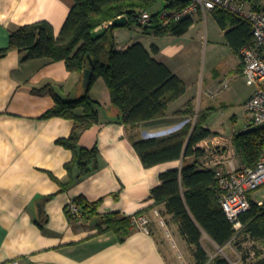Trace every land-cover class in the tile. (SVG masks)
<instances>
[{"label": "crops", "instance_id": "obj_1", "mask_svg": "<svg viewBox=\"0 0 264 264\" xmlns=\"http://www.w3.org/2000/svg\"><path fill=\"white\" fill-rule=\"evenodd\" d=\"M72 3L0 0V48L8 44L10 31L38 21L49 22L57 36ZM162 9L164 2L159 0L147 10L156 13ZM110 23L96 26L92 35H100ZM129 30L130 26L124 24L113 30L116 49L140 42L155 60L183 81L185 92L170 102L162 115L130 127L119 121V109L111 103L104 79L97 78L88 94L97 103L99 120L82 130L78 141L80 147L97 148V166L79 178V168L74 166L73 181L66 189H61L60 182L69 179L65 164L71 160L72 151L58 140L71 134L74 122L62 116L43 117L55 101L49 92L34 90L50 84L63 100L78 98L84 92L82 72L69 71L63 60L24 59L26 52L17 49L0 58V264H195L194 247L183 238L172 215L150 197L151 190L160 184V173L180 168L183 159L145 167L133 141L146 139L145 133L157 131L162 133L156 137L166 136L182 129L188 123L184 121L193 115L197 119L200 109L212 107L210 98L214 96L208 95V89L222 74L215 64L203 65L204 73L198 77L201 62L206 63L208 56L211 61L213 55L219 54L224 64L229 63L224 73L234 77L235 72L241 74L240 56L233 51L226 30L219 26L213 11L192 17L187 31L178 36L157 34L151 27L144 28L142 35ZM152 45L158 48L157 53L152 52ZM252 91L253 88L244 104ZM201 103H205L203 107ZM75 113L81 114L82 109H75ZM208 119L203 126L213 134L197 146L205 151L216 142L222 144L224 161L219 167L223 170L244 165L233 144V135L247 127L223 138L208 126ZM204 157L205 153L184 160H197L198 167L205 168L201 164ZM260 188L251 192L249 198L262 205L264 196L255 195ZM76 197L98 202L95 210L69 217L67 203ZM140 213L150 220L149 232L133 226L122 241L112 230L98 232L99 227L106 226V216ZM204 236L218 248L236 239L238 247H232L236 264H264L261 239L241 234L219 247L203 234L201 244L210 261L216 255L207 250Z\"/></svg>", "mask_w": 264, "mask_h": 264}, {"label": "trees", "instance_id": "obj_2", "mask_svg": "<svg viewBox=\"0 0 264 264\" xmlns=\"http://www.w3.org/2000/svg\"><path fill=\"white\" fill-rule=\"evenodd\" d=\"M72 6L57 36L51 24L38 21L20 25L10 31L8 44L0 48V58L9 50L25 51L24 59L48 58L63 60L71 72H82L86 67L93 70L90 84L83 94L75 99L63 100L52 89L44 85L35 92L47 91L52 94L55 104L43 117L62 116L74 122L71 134L58 140L72 151V158L65 164L69 179L61 183L66 189L73 181L72 170L79 168V176L96 168L98 150L78 145L80 132L98 122L96 102L89 97V90L95 80L103 78L110 95L111 103L119 109V121L130 127L137 123L160 116L167 105L185 92V84L165 64L155 60L140 42H134L126 49H116L113 30L109 24L103 33L92 35V30L103 22L112 21L124 15V25L137 24L143 10L151 8L159 0H72ZM164 9L175 10L189 0H162ZM159 11L151 13V27L157 34L181 35L189 28L192 18L185 17L176 22L162 25L158 19ZM219 26L226 30L225 35L233 51L240 56V50L253 43L250 26L222 11L214 10ZM152 52L157 53L155 45ZM89 57L93 64L90 65ZM82 113L76 114L75 109ZM189 112V110H186ZM210 109L197 117L194 124L187 123L176 132L162 137H152L133 141V147L145 167L182 158L180 168H170L160 173V184L151 190L150 197L155 205H163L165 213L179 226L186 242L194 247L195 264H205L208 255L201 244L206 234L219 247L224 246L235 235L233 225L218 201V185L213 169L200 168L197 160H184L185 157L197 158L204 150L197 144L211 136L210 129L203 126ZM233 144L242 163L253 166L264 149V126L247 127L233 135ZM250 200L249 208L240 215L242 231L237 235L248 234L261 239L264 243V201L262 205ZM83 213L93 212L96 203L83 197L73 199ZM69 217L72 215L66 210ZM102 233L112 230L119 241L124 240L133 228L131 216L109 215L105 218ZM211 264H232L226 257L216 255Z\"/></svg>", "mask_w": 264, "mask_h": 264}, {"label": "built area", "instance_id": "obj_3", "mask_svg": "<svg viewBox=\"0 0 264 264\" xmlns=\"http://www.w3.org/2000/svg\"><path fill=\"white\" fill-rule=\"evenodd\" d=\"M217 9L250 26L253 43L240 50L241 75L246 83L253 87L244 106L254 126H264V8L260 0H189L181 8L160 10L158 19L162 25H167L185 17L192 18ZM151 19V13L143 10L138 17L139 26L147 28L152 23ZM226 88L227 79L218 80L208 89V95L215 96ZM161 133L162 131L147 134L156 137ZM224 148L222 144L214 143L204 151L205 160L201 164L205 168L216 167L214 176L218 185V201L233 225L234 237H237L243 229L240 215L250 206L249 194L264 185V149L253 166L231 165L227 170H223L219 166L224 161ZM66 210L72 216L81 215L79 206L73 200L67 203ZM156 214L159 215V212L156 211ZM131 221L137 228L150 231V220L146 215H131ZM167 235L169 236V233ZM205 264H211V261L208 260Z\"/></svg>", "mask_w": 264, "mask_h": 264}, {"label": "rangeland", "instance_id": "obj_4", "mask_svg": "<svg viewBox=\"0 0 264 264\" xmlns=\"http://www.w3.org/2000/svg\"><path fill=\"white\" fill-rule=\"evenodd\" d=\"M260 4L264 8V0H260ZM131 33H135L138 35L143 34V27L138 26L137 24H130ZM219 54L213 55L211 61L206 60V63L203 61L201 62V67L199 68V76H201L203 72L204 66L215 64L214 66L218 70V72L222 74L219 79H227L228 81V88L221 91L219 94L210 98L211 106L210 113L208 114V126L217 131V135H220L223 138H229L233 133L236 131H240L245 127H252L254 126L253 122L251 121L250 117L247 115L244 100L250 93L252 86L248 85L246 81L243 79L242 75L238 72H235L236 75L232 77L229 73H224L225 70L229 67V63L224 64ZM234 59V56H232ZM230 56L227 58L230 61ZM226 67H224V65ZM204 65V66H203ZM228 71V70H227ZM208 98H204V101H207ZM209 100V99H208ZM205 103H201V107H203ZM208 105V104H207ZM205 108L199 110V115L202 114ZM207 110V109H206ZM197 115V116H199ZM196 117L195 115L192 116L191 119L184 121L185 123L194 124ZM158 132V131H157ZM168 132V130H167ZM156 133V132H155ZM140 135V131L137 132ZM220 136L218 139H220ZM257 198H263L264 196V185L263 188H260V191L256 192ZM169 222V221H168ZM167 222V223H168ZM170 227H172L171 222L168 223ZM236 239L232 240V243L227 245L226 247L218 248L213 245L206 236H204V243L208 251L215 253V255H222L225 257H229L230 261L236 264V252L233 248L238 247V243H236Z\"/></svg>", "mask_w": 264, "mask_h": 264}, {"label": "water", "instance_id": "obj_5", "mask_svg": "<svg viewBox=\"0 0 264 264\" xmlns=\"http://www.w3.org/2000/svg\"><path fill=\"white\" fill-rule=\"evenodd\" d=\"M126 22H127L126 17L124 15H122V16H119V17H116L115 19H113L111 24H113L115 26H120V25L125 24ZM89 62H90V65L93 64L91 57H89ZM92 73H93V70L91 67H86L85 69H83V71H82V86L84 88L89 86L90 80L92 77ZM145 137L150 138V137H154V135H150V134L145 133Z\"/></svg>", "mask_w": 264, "mask_h": 264}]
</instances>
